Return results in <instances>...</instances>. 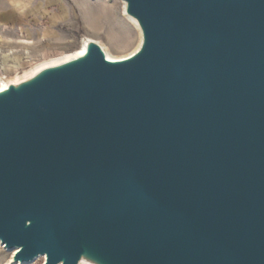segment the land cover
<instances>
[{
	"label": "water",
	"instance_id": "water-1",
	"mask_svg": "<svg viewBox=\"0 0 264 264\" xmlns=\"http://www.w3.org/2000/svg\"><path fill=\"white\" fill-rule=\"evenodd\" d=\"M142 43L5 81L14 263L264 264V0H121Z\"/></svg>",
	"mask_w": 264,
	"mask_h": 264
},
{
	"label": "rangeland",
	"instance_id": "rangeland-1",
	"mask_svg": "<svg viewBox=\"0 0 264 264\" xmlns=\"http://www.w3.org/2000/svg\"><path fill=\"white\" fill-rule=\"evenodd\" d=\"M0 0V8L5 7ZM14 9L18 10L20 0H10ZM75 9L77 33L71 43L43 49L26 57L23 64L15 69L4 68L0 72V81H15L29 76L37 69L53 64L68 55H73L83 45L84 39H91L102 46L112 57H128L139 46L141 36L125 15V3L121 0H69ZM93 13V14H92ZM90 15V16H89ZM67 30V28H66ZM65 30V31H66ZM13 254L0 243V264H9ZM32 264H45L40 258Z\"/></svg>",
	"mask_w": 264,
	"mask_h": 264
},
{
	"label": "crops",
	"instance_id": "crops-1",
	"mask_svg": "<svg viewBox=\"0 0 264 264\" xmlns=\"http://www.w3.org/2000/svg\"><path fill=\"white\" fill-rule=\"evenodd\" d=\"M10 0L0 8V72L15 69L26 57L75 40L77 18L69 0ZM67 28V30H66ZM66 30V31H65Z\"/></svg>",
	"mask_w": 264,
	"mask_h": 264
},
{
	"label": "bare ground",
	"instance_id": "bare-ground-1",
	"mask_svg": "<svg viewBox=\"0 0 264 264\" xmlns=\"http://www.w3.org/2000/svg\"><path fill=\"white\" fill-rule=\"evenodd\" d=\"M92 14H93V13H92ZM89 16H90V15H89ZM126 17H127V18L129 19V21L134 25V27L137 28V30H138L140 36H142L141 30H140V27H139L137 21L134 20V19H132V18H130V17H128V16H126ZM89 41H92V40H91V39H88V38L84 39V41H83V45H82V47L79 49V51H77V52H76L75 54H73V55H68V56H66V57H63L62 59L58 60L57 62H55V63H53V64H59V63H62V62H67V61H69V60H72V59H75V58H77V57H79V56H82V55L85 53V51H86V46H87V43H88ZM141 43H142V37H141V40H140L139 46L137 47L136 50H138V49L140 48ZM106 55H107V58H108L109 60H112V61L123 60L124 58H126V57H120V58L112 57L107 51H106ZM17 80H18V79H17ZM7 88H8V84H7L5 81L1 80V81H0V92L3 91V90H6ZM15 253H16V250L11 251V254H13V256L15 255ZM13 256H12L11 262H10L9 264H20V263H14V262H13ZM40 258L44 259V261L46 260L45 257H38L35 261H37V260L40 259ZM35 261L30 262V263H24V264H32V263H34Z\"/></svg>",
	"mask_w": 264,
	"mask_h": 264
}]
</instances>
